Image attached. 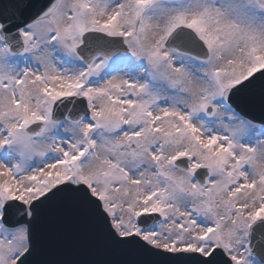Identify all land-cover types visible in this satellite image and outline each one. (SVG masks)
Masks as SVG:
<instances>
[{
    "label": "snow or ice",
    "instance_id": "snow-or-ice-1",
    "mask_svg": "<svg viewBox=\"0 0 264 264\" xmlns=\"http://www.w3.org/2000/svg\"><path fill=\"white\" fill-rule=\"evenodd\" d=\"M0 264H264V0H0Z\"/></svg>",
    "mask_w": 264,
    "mask_h": 264
},
{
    "label": "water",
    "instance_id": "water-1",
    "mask_svg": "<svg viewBox=\"0 0 264 264\" xmlns=\"http://www.w3.org/2000/svg\"><path fill=\"white\" fill-rule=\"evenodd\" d=\"M42 249L45 256L71 261L100 258L95 242L81 225L53 221L42 230Z\"/></svg>",
    "mask_w": 264,
    "mask_h": 264
}]
</instances>
